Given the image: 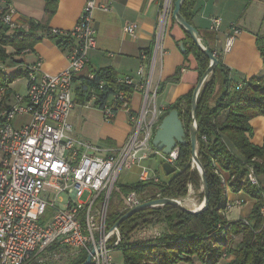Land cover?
I'll use <instances>...</instances> for the list:
<instances>
[{
  "label": "built area",
  "instance_id": "built-area-1",
  "mask_svg": "<svg viewBox=\"0 0 264 264\" xmlns=\"http://www.w3.org/2000/svg\"><path fill=\"white\" fill-rule=\"evenodd\" d=\"M5 3L0 0L2 21L11 30L21 28L13 20L15 9ZM173 3L163 0L160 28ZM96 8L109 6L87 0L72 30L52 31L71 37L65 49L66 69L49 74L41 70L40 60L28 65L26 93H14L0 112V264H69L83 253L91 254L90 264H114L112 251L123 236L119 228L108 225L111 197L115 192L122 197L123 210L145 202L136 191L126 192L118 185L119 175L136 166L138 181L160 183L158 174L143 164L154 156L176 167L180 146L164 154L152 145L162 117V110L151 106L157 94L151 72L160 51L159 33L151 52L141 51L146 62L136 76H120L121 82L135 84L145 95L139 112L132 111L128 99L122 101L119 110L127 112L132 124L125 141L105 147L71 134L69 116L78 106L75 78L88 70L89 53L96 47ZM220 25V17L211 18L212 30L218 31ZM137 29L136 23L124 27L132 36ZM238 33L232 29L225 50ZM92 91L82 106L96 107ZM100 110L107 121L116 115L108 105ZM248 178L258 183L252 169Z\"/></svg>",
  "mask_w": 264,
  "mask_h": 264
},
{
  "label": "trees",
  "instance_id": "trees-1",
  "mask_svg": "<svg viewBox=\"0 0 264 264\" xmlns=\"http://www.w3.org/2000/svg\"><path fill=\"white\" fill-rule=\"evenodd\" d=\"M5 2L7 5L11 4V0H5ZM58 2L59 0H45L46 19L44 21L30 19L28 29L11 30L2 21L0 14V61L2 63L10 58L11 63L16 65L18 61L15 57L32 51L44 37L51 38L63 50L66 49L72 41L71 37L59 33L53 35V29L49 26L50 19L56 13ZM195 4L196 0H185L181 7L182 15L192 25H194ZM185 33L186 40L183 41L185 57L190 54L195 56L201 77L209 67L210 59L195 44L186 30ZM214 39L213 32L206 43L202 39L204 44L217 56L219 63L200 92L197 106L198 157L208 180V208L191 214L179 207L165 205L135 213L119 227L123 237L116 248L123 254V264H150V261H154L151 252L158 255L160 262L157 264H176L181 260H189L188 255L190 254H198L202 257L209 255L213 261L221 247L212 246L211 241L213 239L221 241L226 237L223 235L226 220L221 210L226 205L224 192L227 179L224 178L227 176H229L228 180L234 191L242 190L257 202L251 211L249 220L231 221L233 233L242 234L237 247L231 250L235 255L232 264H264V216L261 213V208L264 206V180L261 179V177L264 179V143L260 146L251 141L254 129L250 124L252 118L264 115V34L258 33L256 39L257 48L263 59V69L258 74L242 79H232L231 69L223 63L221 53L212 45ZM7 47H10L12 51L8 52ZM149 52L151 49L148 50ZM23 71L26 75L27 67ZM21 72L17 70L11 77L0 72V112L7 106V101L12 95L9 84ZM89 72L93 74V77L88 75ZM180 73L181 67L177 68L173 76L159 85L158 91L167 82H178ZM75 83V98L78 105H83L89 100L91 90H93L92 93L96 95V107L102 109L108 105L115 114L119 111L122 101L125 99L130 101L137 89L135 84L121 82L120 76L114 68L109 66L98 69L88 68L85 73L75 78ZM219 83L220 88L215 95ZM193 91L179 98L175 104L169 105L166 112L167 114L172 108H177L187 132V142L179 147L176 172L170 175L164 184L136 181L122 185L121 188L124 191H136L142 194L147 188L155 185L160 190L161 197L172 198H177V195L185 191L192 175L190 168L192 148L189 142V131L193 122L191 113ZM119 92H124L125 96L118 97ZM213 98L215 99L214 104L211 105ZM183 100L184 104H182ZM223 110H228V114L226 120L221 123L218 117ZM113 120L114 118L109 121ZM155 131L156 127L153 136ZM251 163L254 164V172L259 179V184L251 183L248 178L250 171L248 167ZM151 198L154 199L155 196ZM127 211H111L108 208L109 227L111 228ZM149 214L158 215L160 219H163L168 226L167 232L152 246L129 243V233L134 230V227L136 228L138 221ZM228 243L224 247H227ZM86 257L87 254L83 253L69 264H81Z\"/></svg>",
  "mask_w": 264,
  "mask_h": 264
},
{
  "label": "crops",
  "instance_id": "crops-1",
  "mask_svg": "<svg viewBox=\"0 0 264 264\" xmlns=\"http://www.w3.org/2000/svg\"><path fill=\"white\" fill-rule=\"evenodd\" d=\"M86 1L59 0L49 26L52 29L72 30ZM97 2L108 5L109 9L96 8L93 12L96 47L89 53V68L109 66L114 68L119 76H136L138 68L146 62V59L141 57V51L152 50L159 33L160 51L151 72V84L152 89H157L154 106L162 110L163 116L168 106L193 91L201 78L195 56L190 54L185 57V50L182 51L179 46V42L186 40V33L172 17L174 3L165 18L164 26L160 28L159 18L163 0H97ZM11 5L15 9L13 20L21 28L28 29L30 19L37 21L46 19L45 0H11ZM263 16V0H196L193 22L205 43L213 32L215 39L212 45L221 53L223 63L231 69L232 79H242L258 74L263 69V59L256 44L257 34L262 30ZM213 17L221 18L218 31L211 29ZM259 20L260 25L252 27V21ZM129 23L138 25L134 36L124 30ZM233 28H237L239 33L235 36L230 49L225 50L227 37ZM22 59L23 68L40 60L41 70L49 74L60 73L68 66L67 53L49 37L39 41L32 51L22 55ZM179 67H181L179 81L167 82L158 91L159 85L173 76ZM219 88L220 83L216 87L215 95ZM144 99V92L135 90L130 100L133 112L141 110ZM214 100V98L211 100V105L214 104ZM184 102L183 100L182 104ZM227 114L228 110H223L218 117L219 122H224ZM103 118L101 110L97 107L78 105L69 116L71 134L83 139L102 135V139L111 142V145L122 144L132 129L127 112L119 110L111 124H106ZM250 124L254 129L251 141L263 145L264 115L252 118Z\"/></svg>",
  "mask_w": 264,
  "mask_h": 264
},
{
  "label": "rangeland",
  "instance_id": "rangeland-1",
  "mask_svg": "<svg viewBox=\"0 0 264 264\" xmlns=\"http://www.w3.org/2000/svg\"><path fill=\"white\" fill-rule=\"evenodd\" d=\"M262 21H263V26L260 33L264 34V16L262 18ZM260 22H261L260 20L257 22L252 21V27L254 28L258 27L260 25ZM8 32L11 33L12 31H8ZM7 51L11 52L12 49L10 47H7ZM15 59L16 61H18L16 65L11 63L10 58H8L7 61L3 63L0 61V72L1 73L3 72L8 77L14 76L17 70L22 71L20 75L12 83L9 84V89L12 90V95L10 96V99L13 98L14 93L24 94L26 93L27 90L26 87L27 79L23 71L24 68L21 66L22 63L21 61L23 60L22 55L16 56ZM154 104L155 101L154 98H152L151 106L154 107ZM111 122L112 121L105 120L106 124H111ZM102 138H103L102 135L100 136L97 135V137L96 136L87 137L85 138V140L103 145L105 147L112 144L111 142L107 141L106 139L103 140ZM143 164L148 166L152 171L158 174L159 178L162 181L157 184H164L169 179L170 175H167L164 172L162 167L163 162L159 156L150 157L144 160ZM190 168L192 174L191 179L187 183L185 191L177 196L182 199L186 198L188 200V203L191 204V205L189 204L190 206H187L184 204V202H182L185 206L191 209H197L199 208L198 206L202 205L204 201L203 183L199 170L197 169V167L194 166L192 160H191ZM248 168L249 170L252 169L255 171L254 164L252 163L249 164ZM224 176H226V174H224ZM256 178L258 180L257 184H259V179L257 176ZM137 179H138V168L135 166L131 170L121 172V174L118 177L117 183L119 186H122L127 183L136 182L138 181ZM224 179L225 180L227 179V182L225 183V192H224L226 197V202H225L226 205L221 210V213L226 220V224L224 225V231H223V235L226 237L221 241H217L216 239H213L211 241L212 246L221 247V250L218 252L217 257L213 261L209 257V255H205L202 257L201 255L198 254H190L188 255L189 260H181L176 264H232V262L234 261L235 255L232 253L231 250L237 247L239 241L242 239V234L233 233V231L231 230V221L239 220V219L249 220L251 211L257 202L254 198H252L242 190L234 191L233 186L228 180L229 176H227V178ZM261 179L264 180L263 177H261ZM140 195L142 200L144 201L150 200L149 198H151L152 196H155V198L161 197L160 190L155 185L147 188L146 191H144ZM241 199H243L244 202L237 203V201H241ZM123 208H124L123 199L117 192H115L111 197L109 210L111 211L115 210L121 212L123 211ZM261 213L264 216V206L261 208ZM167 229L168 226L163 219H160L158 215L149 214L144 219L138 221L136 228L134 227V230L131 233H129L128 242L131 244L133 243L145 244L146 246H152L157 241L158 238L162 237L167 232ZM120 233L122 234V230H120ZM227 242H229L228 243L229 245L227 247H224ZM151 255L152 258H154V261H150V264H157L158 262H160V259L156 253L151 252ZM112 256H113L114 264L124 263L123 254L119 249L117 248L113 249Z\"/></svg>",
  "mask_w": 264,
  "mask_h": 264
},
{
  "label": "water",
  "instance_id": "water-1",
  "mask_svg": "<svg viewBox=\"0 0 264 264\" xmlns=\"http://www.w3.org/2000/svg\"><path fill=\"white\" fill-rule=\"evenodd\" d=\"M185 0H174V8L172 11L173 19L182 26L192 37L195 44L200 48V50L210 59L209 67L206 69L204 74L201 76L197 86L193 91L191 113H192V125L189 131V142L192 148V162L198 167L203 183L204 189V201L203 206L197 210H193L182 205L177 199L172 197H159L147 200L141 204L129 209L120 219L112 226V228H119L121 223L126 219L133 216L135 213L142 210L154 207H162L165 205H172L181 208L187 213H199L208 208L209 200V187L207 175L198 157V124H197V106L198 97L202 91L204 85L206 84L209 77L213 74L215 67L218 65L219 60L217 56L207 47L200 35L197 28L190 24L187 19L181 13V7ZM179 46L182 51L185 50L184 43L179 42ZM187 142V132L184 127L183 120L180 116V112L177 108H172L167 114H165L156 128V132L152 139V145L160 150L164 154H170L173 149L177 146L183 145ZM163 170L167 175H171L176 172V167L169 162H163ZM94 253V251H92ZM91 254H88L85 261L81 264H90Z\"/></svg>",
  "mask_w": 264,
  "mask_h": 264
},
{
  "label": "bare ground",
  "instance_id": "bare-ground-1",
  "mask_svg": "<svg viewBox=\"0 0 264 264\" xmlns=\"http://www.w3.org/2000/svg\"><path fill=\"white\" fill-rule=\"evenodd\" d=\"M194 166L195 167H197L195 164H194ZM197 169H198V167H197ZM199 170V169H198ZM199 173H200V171H199ZM179 198V199H178ZM178 198H175V199H177L182 205H187V206H190L191 204L190 203H188V200L186 199V198H184V199H182V198H180V197H178ZM182 202H184V204L182 203ZM201 203V202H200ZM190 204V205H189ZM184 205V206H185ZM186 206V207H187ZM201 206H203V203H202V205H200V206H198L199 208H201ZM189 208V207H188ZM199 208H197V209H199ZM197 209H193V210H197Z\"/></svg>",
  "mask_w": 264,
  "mask_h": 264
}]
</instances>
